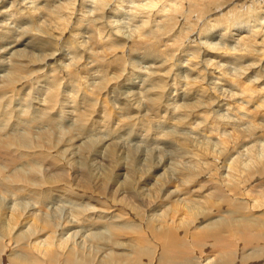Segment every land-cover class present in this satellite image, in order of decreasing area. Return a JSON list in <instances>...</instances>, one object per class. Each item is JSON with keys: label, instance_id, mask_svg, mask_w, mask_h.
Returning <instances> with one entry per match:
<instances>
[{"label": "bare ground", "instance_id": "obj_1", "mask_svg": "<svg viewBox=\"0 0 264 264\" xmlns=\"http://www.w3.org/2000/svg\"><path fill=\"white\" fill-rule=\"evenodd\" d=\"M69 28L79 31L67 37ZM9 38L0 46V264H264V133L251 134L264 129L254 123L264 119L257 107L264 87H255L264 82V0H0V44ZM161 40L174 43L162 49ZM201 54L204 66L196 61ZM227 59L233 70L219 63ZM133 79L143 91L128 90ZM43 82L39 106L12 104L18 87ZM77 83L99 118H107V99L118 113L127 101L131 109L118 121L129 136L134 120L157 107L182 126L186 118L205 125L212 117L218 141L193 138L202 150L177 143L182 151L164 156L120 144L118 125L108 138H89L95 111L80 114L74 91L57 93L56 85ZM229 113L254 128L232 134ZM58 114L71 120L65 128L56 125ZM84 196L103 206H77ZM22 244L29 251L4 256Z\"/></svg>", "mask_w": 264, "mask_h": 264}, {"label": "rangeland", "instance_id": "obj_2", "mask_svg": "<svg viewBox=\"0 0 264 264\" xmlns=\"http://www.w3.org/2000/svg\"><path fill=\"white\" fill-rule=\"evenodd\" d=\"M33 14H35V13H33ZM47 14H49V13H47ZM47 14L45 15V16H47ZM48 17V16H47ZM41 20H42V18H38V20L37 21H39V22H41ZM35 25L36 24H38V23H34ZM79 27V26H78ZM202 28V27H201ZM206 28H208V27H206ZM214 28L215 27H212V28H209V29H206V30H204V32L205 33H208V35L209 34H213L214 33ZM81 29V28H80ZM211 30V31H210ZM79 30H75V29H72V31L70 30V28H69V31H67V37H68V34L70 33V32H78ZM86 29L85 28H82V34H84V36H87L88 34H92V32H90L89 31V33H86ZM210 31V32H209ZM222 32L223 30H219V32ZM232 33H234V32H237V31H231ZM227 37V36H226ZM234 37V36H233ZM88 38H86V37H80V39H78V40H87ZM166 40L168 39V40H170V38H165ZM166 40H161V41H159L158 43H157V45H158V47H161L162 49L163 48H165V49H167V48H169V47H171V45L174 43V41H166ZM201 40H204V41H206V42H208V43H212V44H214V43H217L218 42V37H206V38H203V39H201ZM9 42H11V39L9 38V39H7V40H4L1 44H0V46L1 45H3L4 47H5V44L6 43H9ZM94 42H95V45L94 44H92L93 46H95V49L97 50V51H102L104 48L103 47H97L96 45H97V40H95L94 39ZM229 45H231V42L230 41H226ZM119 43L117 42L116 43V45H118ZM137 44V43H136ZM168 44H170L169 46H168ZM105 48L106 47H109L108 45L107 46H104ZM175 47V46H174ZM174 47H172L173 49H174ZM215 48L217 47V45H215L214 46ZM172 48H170V51H173V49ZM204 50H201V53L203 52ZM207 52V51H206ZM10 54L8 53L7 55H5V54H1V56H9ZM85 57H86V55H85ZM128 57H130V55L128 56H126V58H128ZM199 57V59L197 60V58H196V61H198V64H201L202 66H204V65H206V62H203L202 60H204L206 57L205 56H203L202 54L200 55V56H198ZM183 58H186V57H183ZM213 58V57H212ZM215 58V57H214ZM82 59L83 58H81L80 60H79V62H81L82 61ZM140 60V58H138V57H132V60ZM160 59V58H159ZM176 61V59H174V62ZM177 61H179V59L177 60ZM232 62H233V60L231 61V60H229V59H227L226 61H220L219 63L220 64H222L223 65V67H224V65H226L227 64V67L228 66H230L231 68L233 67V66H235V64H232ZM141 64H144V63H141ZM166 65H167V63H165ZM222 67V69H224ZM34 70H36V68H38L37 66H34V67H32ZM201 69L203 68V67H200ZM229 68V67H228ZM228 68H226V66H225V69H228ZM215 69V68H214ZM234 69V67L231 69V70H233ZM203 70H204V68H203ZM5 73L6 72V69L5 68H2V67H0V74H2V73ZM112 75H114L113 73H111ZM182 74H183V72H182ZM254 76V74H250V76H249V79L247 80V81H253L255 78L253 77ZM133 80H135V79H133ZM136 81V84L135 83H132L131 81V83H129V85H127L128 86V88H130V89H128V90H133L134 92L135 91H139V90H141V91H143V89L145 88L144 86V84H143V86H142V81L140 80V79H136L135 80ZM261 82H263V80L262 79H260V82L258 83V86L257 85H255V87H257V89H259L260 87H264V82L263 83H261ZM247 83V82H246ZM249 83V82H248ZM138 84V85H137ZM45 86H47L44 82L43 83H40V84H26V85H24V86H20V87H18L16 90H15V93H14V102L12 103V104H20V106H24V104H25V106L26 105H28V104H30L31 103V105H34V106H39L38 105V101L37 100H40L39 99V97H41V96H44V94H45V91H46V88H45ZM58 86V88L59 89H57V93H59V92H61L62 90H65V91H67L66 93H69V94H72L73 93V95H74V92H75V94H76V96H77V98H76V101H77V103H78V110H80L79 112H80V114H81V112H83V108L85 107L87 110H89L90 109V111H92V112H94L95 111V113L96 114H92V115H90L89 116V119H88V122H93V121H95V123L93 124V125H91L90 127H92L93 129L90 131V132H88V136H89V138H92V139H96V138H99V137H103V139H105V138H108V135H113V132L110 130V129H112L114 126H119V128L118 129H121V131L120 130H116L115 131V133H116V138L119 140H122V141H120L119 140V142H120V144L122 143V145H124V144H128V145H130V146H132V147H134V146H136V147H134V150H140V151H142V150H151L152 149V151H155L156 153H157V150H158V152L159 153H163L162 155H164V156H166V154H167V156H169V154L171 155V154H174V150H177V152L179 151V150H181L180 148H182V149H184V151L185 150H187L188 151V149H190V150H200L201 148L197 145H195V140L196 141H200V142H203V139L204 140H206V139H209V140H211V141H213V139H214V141H218L216 138H218V135L220 134V131H219V127L217 128L218 130H217V133L216 132H214V130H212L211 129V126H210V124H211V122L212 121H210V120H212V117H208V120H205V121H207L206 123H205V125H204V122L203 121H201L200 119L198 120L197 118H186V126H182V124L180 123V125H179V122L180 121H178V119L175 117V115H168L167 116V114L165 115V116H163V112L160 110V109H157V107L156 108H151V110L149 111V116H147V118L148 119H146V117H144L143 119H146V120H143V119H139V121L137 120H134L135 122L134 123H136L137 125L135 126V125H133V127H134V129H133V127L131 128V127H129L130 129H132L133 131H132V133L131 134H133V135H131V136H129V132H127V129L124 127H122V126H124V123H122L121 124V121L119 122L118 121V118L120 119H122V118H124L125 119V117L126 116H124V113H123V110L124 109H126V108H128L129 107V109H131V106H129L128 104H127V101L125 102V101H123L122 103L124 104H122V103H119L118 105H120L122 108H121V110H119V113L116 111V110H113L112 108H111V106L109 105V99H107V107H106V111L108 112V115H106V119L105 118H99V117H97V114H98V112L97 111H99L100 109L98 108V106H97V104H93L94 103V101L92 100H88V101H85L84 102V100L82 99V95L81 96H79V94L80 93H83V87H82V85L81 84H78L77 83V85H74V86H69V88H67V87H62V86H60V84L59 85H56V87ZM141 86H142V88H141ZM49 88V87H48ZM81 88V89H80ZM140 88V89H139ZM72 89V90H71ZM75 89V90H74ZM123 90H124V88H122ZM137 89V90H136ZM31 90H33V92H31ZM78 92H77V91ZM30 91V94H29V96H27V93ZM71 91H72V93H71ZM74 91V92H73ZM261 92H263V90H261ZM78 94V95H77ZM24 98H26V100H24ZM42 98V97H41ZM257 102H259L258 100H256ZM256 101L253 103V105L255 106V105H260L259 103L261 102V100H260V102L259 103H257L256 104ZM30 102V103H29ZM86 102L87 103H89V105L88 104H86ZM162 103H163V105L165 104L164 102H167V103H169L170 101H167V99H164V97L162 98V101H161ZM264 102V101H263ZM22 103H23V105H22ZM27 103V104H26ZM66 103H68V102H66ZM262 105V107L261 106H257V107H260V109H264V103H261ZM63 104H61L60 105V107L59 108H62V110L63 111H67L68 109H70L69 107H67V106H62ZM70 105V104H69ZM88 105V107H86ZM128 105V106H127ZM242 105V104H241ZM80 106H82V107H80ZM90 106H92L91 108H89ZM125 106V108H123ZM27 107V106H26ZM164 107H165V105H164ZM163 107V108H164ZM28 108V107H27ZM31 108V107H30ZM84 108V109H85ZM92 108H94V109H92ZM29 109V108H28ZM85 109V110H86ZM153 109V110H152ZM155 109V110H154ZM157 109V110H156ZM232 112L234 113V110H235V108H233L232 107ZM30 110V109H29ZM84 110V111H85ZM237 110V109H236ZM152 111H154V112H152ZM222 111V110H221ZM220 111V112H221ZM134 112V111H133ZM223 112V111H222ZM226 112V111H225ZM78 112H76V114H77ZM86 113H89V112H87L86 111ZM233 113H229V114H227L228 116H230V118L232 119V122L230 121V123L229 124H231L230 126H229V124H228V127H226V129L227 128H229L230 127V132L233 134V132L234 131H238V133H239V128L241 127V128H244V127H242V126H245L246 127V125L245 124H247V123H250L247 119L248 118H246V120H245V118H240L239 120H238V117H236L237 115H235V114H233ZM236 113H238V111H236ZM240 113V112H239ZM133 114H135V112L133 113ZM176 114V113H175ZM153 115V116H152ZM157 115V116H156ZM234 115H235V117H234ZM59 116V114L58 115H56L55 116V121H56V125L57 126H62V128H65L64 126H65V124L67 125L69 122H71V120L70 121H65V122H61V117L59 118L58 117ZM118 116V117H117ZM120 116V117H119ZM152 116V117H151ZM160 116H162V117H160ZM233 116V117H232ZM65 117H67L66 115H65ZM158 117V118H157ZM57 118H59V119H57ZM151 118V119H150ZM155 118V119H154ZM159 118H163L162 120H161V122H160V119ZM180 118V117H179ZM182 118H184V117H182ZM235 118V119H234ZM57 119V120H56ZM177 119V120H176ZM210 119V120H209ZM236 119H237V122H236ZM244 119V120H243ZM141 120V121H140ZM156 120V121H155ZM195 120V121H194ZM259 120V119H258ZM258 120H256L254 123H256V122H259V123H257V124H259V125H261L262 123L264 124V119H260V121H258ZM61 123H60V122ZM123 121V120H122ZM147 121V122H146ZM149 121V122H148ZM158 121V122H157ZM185 121L183 120V125H185ZM193 121V122H192ZM210 121V122H209ZM243 121V122H242ZM244 121L246 122V123H244ZM117 122H118V124H117ZM141 122V123H140ZM199 122V123H198ZM164 123V124H163ZM178 123V124H177ZM239 123H241V124H239ZM253 123V124H254ZM62 124V125H61ZM70 124V123H69ZM163 124V125H162ZM195 124L196 125H200L199 127H197L196 126V131L198 130V132H196V134H195V128L193 127V126H195ZM206 124H207V126H206ZM213 124V123H212ZM211 124V125H212ZM243 124V125H242ZM95 125V126H94ZM120 125H122L121 127H120ZM154 125V126H153ZM157 125V126H156ZM159 125V126H158ZM179 125V126H178ZM202 125H203V128H201L202 127ZM237 125L239 126L238 128H237ZM103 126V127H102ZM143 126V127H142ZM150 127V128H148V127ZM164 126V127H163ZM171 126V127H170ZM176 127V129H175V127ZM188 126H189V128H188ZM236 126V127H235ZM249 126H251L250 127V129L249 130H251V128H254V127H252V124H249ZM249 126H247L246 128H248ZM97 127V128H96ZM180 127H182V128H180ZM185 127H187V128H185ZM191 127V128H190ZM210 129H209V128ZM233 127L234 128H236L235 130L233 129ZM107 128V129H106ZM141 128V129H140ZM161 128V129H160ZM179 128V129H178ZM199 128V129H198ZM89 129V128H88ZM101 129H102V132H101ZM114 129V128H113ZM123 129V130H122ZM148 129V130H147ZM201 129V130H200ZM203 129V130H202ZM222 129V128H221ZM90 130V129H89ZM94 130V131H93ZM97 130H99L100 132H98ZM108 130V131H107ZM147 130V131H146ZM149 130H150V132H149ZM182 130H183V133H182ZM185 130L187 131L186 133H187V135L184 133L185 132ZM194 130V131H193ZM201 132H200V131ZM207 130V131H206ZM209 130V131H208ZM213 132V134H210V133H212L211 131ZM248 130V131H249ZM162 131V132H161ZM190 131H193L192 132V134H194V136L191 134V135H189L188 134V132L190 133ZM256 131V130H255ZM255 131L253 132H251V134H252V136L253 135H256V134H261V136L263 135V133H264V129H263V131H261V132H256L255 133ZM96 132V133H95ZM109 132H111V134L109 133ZM145 132H147V133H145ZM149 132V133H148ZM161 132V133H160ZM171 132H173V133H171ZM175 132V133H174ZM145 133V134H144ZM153 133V134H152ZM166 133L169 135H167V138H164L165 136H166ZM176 133H179V134H177L176 136H175V138H176V140H174V141H172L173 140V138H172V136H170L171 134L173 135V134H176ZM183 134V135H181V134ZM198 133V134H197ZM234 133H236V132H234ZM254 133V134H253ZM96 134V135H95ZM128 134V135H127ZM156 134H159L158 136L156 135ZM211 136H210V135ZM217 134V135H216ZM93 135H95V136H93ZM142 135V136H141ZM155 135H156V137H155ZM161 135V136H160ZM165 135V136H164ZM196 135V136H195ZM216 137H215V136ZM107 136V137H106ZM114 136H115V134H114ZM121 136V137H120ZM126 136V138H128V139H126L127 141L125 142V137ZM144 136V137H143ZM146 136V137H145ZM163 136V137H162ZM180 138V139H184V140H180L179 139V141L177 142V140H178V137ZM180 136H182V138L180 137ZM205 136H208L207 138L205 137ZM213 136H214V138H213ZM264 136V135H263ZM148 137V138H147ZM153 137V138H152ZM156 138V140H155V138ZM157 137L158 138H160V140L159 139H157ZM162 137V138H161ZM171 137V138H170ZM187 137H189L188 139H187ZM191 137H192V139H191ZM196 137H197V139H196ZM212 137V138H211ZM234 137V136H233ZM250 137H251V135H250ZM100 138V139H101ZM146 138V139H145ZM164 138V139H163ZM195 140H194V139ZM206 138V139H205ZM240 138V137H239ZM161 139H162V141H161ZM169 139V140H168ZM185 140H187V141H185ZM202 140V141H201ZM129 141V142H128ZM182 141V142H181ZM188 141L190 142V141H192V143H188ZM232 141H234V140H232ZM239 141V139L238 140H236V141H234L233 143H235V144H232V148H231V150H234L233 148H235V146H236V142H238ZM125 142V143H124ZM161 142H163V143H161ZM165 142V143H164ZM169 142V143H168ZM176 142V143H175ZM174 143V144H173ZM180 144V146H178V144ZM181 143H183V145L185 144V145H187V146H183L182 147V144ZM194 143V144H193ZM249 143H252V142H249ZM249 143H247V144H249ZM171 144V145H170ZM190 144H192V145H194L193 147H194V149H193V147H192V145H190ZM138 145V146H137ZM178 146V147H173V146ZM188 145H190L191 147L189 148L188 147ZM234 145V146H233ZM152 146H154V147H152ZM158 146V147H157ZM139 147V148H138ZM151 147V148H150ZM161 147V148H160ZM173 147V148H172ZM180 147V148H179ZM188 147V148H187ZM147 148V149H146ZM158 148V149H157ZM187 148V149H186ZM192 148V149H191ZM229 149V148H228ZM119 150V149H118ZM162 150V151H161ZM169 150V151H168ZM202 150V149H201ZM230 150V149H229ZM182 151V150H181ZM169 152V153H168ZM180 152V151H179ZM176 153V152H175ZM103 154V155H102ZM106 154L105 153H101V158L99 157L97 160H100V159H102V160H100L99 161V163H102L103 162V156L104 157H106L105 156ZM161 155V156H162ZM91 156V155H90ZM143 160V159H142ZM142 160H138L139 161V164H138V162H137V160L136 161H130L131 163H136L137 162V164L138 165H140L141 163H143V162H146V161H142ZM140 161H142V162H140ZM89 162H91L90 160L88 161V164H90ZM104 162H105V160H104ZM136 164V165H137ZM221 165H219V167H220ZM105 167H103V169H104ZM216 168V167H215ZM149 169V168H148ZM147 169V170H148ZM217 169V168H216ZM216 169H214V172H216V173H218V171L216 170ZM96 171H99V172H101L102 171V167L101 168H98V169H95ZM214 174V173H213ZM216 176V175H215ZM218 176V175H217ZM122 180V177H118L117 178V182L115 183V185H114V187L116 186V185H118L119 183H120V181ZM0 193H2L1 191H0ZM1 195V194H0ZM66 204V206H69V205H67V203H65ZM77 206H88V205H90V206H94V207H101V206H103V201H92L91 200V197H89V196H84V197H81L80 198V200H78L77 201ZM222 209H225V207H223ZM220 211H221V209H219ZM259 212H256V213H254V214H258ZM131 218H132V216H131ZM132 220H134L133 218H132ZM22 229V228H21ZM77 228H74V229H70V232L71 231H73V230H76ZM16 232H18V230L16 231ZM20 248L21 249H19V250H17V251H8V252H3V254H4V256H7L8 258H10V257H13L14 255H17V254H23L22 253V249L24 248V245L22 244L21 246H20ZM25 248H26V250L27 251H29L28 249H27V247L25 246ZM24 248V249H25ZM69 250V247H67V246H65L64 248H63V251H61V253H63L64 255H66L67 254V251ZM14 253L13 255H9L10 253ZM2 256V255H1ZM27 256H32V254L31 253H29V255H27ZM3 257V256H2Z\"/></svg>", "mask_w": 264, "mask_h": 264}]
</instances>
